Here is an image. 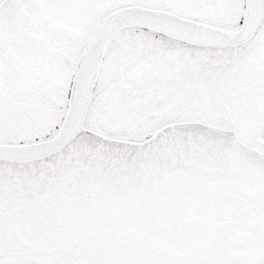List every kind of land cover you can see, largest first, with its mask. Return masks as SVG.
Segmentation results:
<instances>
[{"label":"snow or ice","instance_id":"6c2138e0","mask_svg":"<svg viewBox=\"0 0 264 264\" xmlns=\"http://www.w3.org/2000/svg\"><path fill=\"white\" fill-rule=\"evenodd\" d=\"M0 264H264V0H0Z\"/></svg>","mask_w":264,"mask_h":264}]
</instances>
